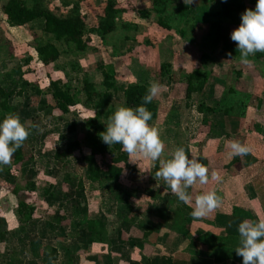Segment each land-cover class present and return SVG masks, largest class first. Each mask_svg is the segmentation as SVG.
Returning a JSON list of instances; mask_svg holds the SVG:
<instances>
[{
  "label": "rangeland",
  "instance_id": "rangeland-1",
  "mask_svg": "<svg viewBox=\"0 0 264 264\" xmlns=\"http://www.w3.org/2000/svg\"><path fill=\"white\" fill-rule=\"evenodd\" d=\"M6 1L0 0V86L11 93L12 109L4 111L0 107V205H4L3 215L13 220L16 231L28 223L23 224L17 213L20 200L34 205L33 218L42 221L32 226L29 240H8L0 264H128L130 257L121 255L126 242L122 236L108 238L107 221L115 220L116 229L125 227L130 217L139 221L141 194L152 187L146 186L144 168L156 170L152 169L155 160L148 164L144 158L151 141L150 130L146 131L145 123L129 112L124 87L148 83L155 75L159 81V66L164 63L171 65L168 72L172 78L186 77L202 67L209 74L208 80L225 74L229 79L225 88L237 87V80L243 79L244 86L238 90L254 88L262 92L264 21L260 25L250 23L247 15L236 20L223 18L219 15L220 0H113L118 8L117 27L103 36L99 28L104 18L102 8L108 0H24L30 7L82 18L89 48L80 52L45 32L44 19L23 26L10 25L3 11ZM185 5L188 10L181 16L179 7ZM160 19L165 25L160 24ZM219 22L229 37L231 34L238 38L239 50H221L219 44H225L217 36ZM259 31L258 36H243ZM48 42L55 43L62 54L56 62L45 65L37 47ZM181 59L188 68L174 72L170 61ZM109 67L114 69L115 85L111 88L105 85L103 74ZM252 77H256V83H249ZM53 79H61L72 89L77 105L69 114H63L47 93ZM85 80L93 83L98 93L112 94L107 107L101 108L98 98L88 100ZM148 84L159 98L162 88L154 82ZM181 88L185 97V86ZM215 101L217 110L226 109L232 118L241 116L244 100L236 91ZM95 113H101L115 133L136 142L118 188L113 182L91 181L87 177V143L95 132L86 126L85 119ZM19 157L22 159L17 160ZM17 187L19 193L14 192ZM204 197L205 212L209 214L212 197ZM7 225H0V236ZM139 238L129 242L134 243L132 253L145 250H140ZM136 254L131 260H139Z\"/></svg>",
  "mask_w": 264,
  "mask_h": 264
},
{
  "label": "crops",
  "instance_id": "crops-1",
  "mask_svg": "<svg viewBox=\"0 0 264 264\" xmlns=\"http://www.w3.org/2000/svg\"><path fill=\"white\" fill-rule=\"evenodd\" d=\"M263 13L264 5L257 6L247 15L249 22L260 25ZM225 30L223 26L220 32L225 44H219L221 50H239L238 38L229 37ZM259 33L243 36L246 39ZM170 63L177 73L188 68L184 59ZM156 76L148 83L162 88L159 98L153 94L157 116L143 122L151 136L144 158L146 163L155 160L152 169L156 170L146 166L143 177L146 186L152 187L141 194L139 221L130 217L125 227L116 229L115 220H108V238L122 236L126 244L121 255L130 257L128 264H264V90H238L244 86L243 79L237 80V87L225 88L229 79L219 74L209 78L203 91L193 93L187 105L181 88L186 85L184 75L159 77V81ZM256 81L252 77L249 83ZM233 90L244 100L241 116L232 118L226 109L199 111L201 102L217 108L215 99H224ZM236 154L241 157V169L234 164ZM206 194L212 197L209 214L205 212ZM4 210L0 205V225L8 223L7 233L0 236V255L8 240H29L32 226L42 221L32 218L16 231ZM243 213L249 215L250 222ZM137 236L140 250L145 249L140 254L132 253L134 243H129L137 242ZM135 254L139 255L137 261L131 260Z\"/></svg>",
  "mask_w": 264,
  "mask_h": 264
},
{
  "label": "trees",
  "instance_id": "trees-1",
  "mask_svg": "<svg viewBox=\"0 0 264 264\" xmlns=\"http://www.w3.org/2000/svg\"><path fill=\"white\" fill-rule=\"evenodd\" d=\"M221 9L219 15L223 18L235 20L241 14L248 15L257 9V6L264 5V0H220ZM104 18L100 24L101 34L107 35L116 30V15L118 8L113 0L108 2L102 8ZM188 5L179 7L181 16L186 15ZM3 11L7 16V20L12 26H23L29 24L37 19H44L45 32L54 35V37L67 44L73 45L77 51L85 52L89 48V42L86 39V24L79 16L63 17L57 15L50 9H42L40 7H30L24 0H7L3 5ZM185 13V14H184ZM160 24L165 25L164 20H159ZM217 36L220 37L221 23H216ZM39 58L45 65L56 62L61 57V50L53 43L48 42L40 44L37 47ZM207 58H209L207 56ZM170 64L162 63L159 67L161 77L171 79ZM167 70V71H166ZM18 74H22L18 69ZM104 83L108 88L115 85L114 83V69L109 67L104 70ZM208 72L198 67L191 71L186 76L185 85V99L189 102L192 94L203 91L207 81ZM84 90L87 98L94 101L98 98V105L101 108L107 107L111 100L112 94L106 92L104 94L98 93L94 84L88 80L84 81ZM0 107L4 111L11 110L9 105V98L11 93L6 92L0 86ZM54 98L58 109L63 114H69L77 105V100L72 93V89L68 84L61 79H53L48 87V92ZM126 106L129 112L141 122L149 123L153 121L158 112V104L154 98L151 86L148 83L135 82L130 83L123 89ZM187 102V105L189 103ZM201 112H216L217 108L207 106L201 102L198 105ZM121 122L125 118L119 119ZM85 124L92 131L95 136L88 140L89 153L86 155L85 161L87 164L88 179L91 181L106 180L114 183V187H119L120 179L124 171L129 168V159L131 156V148L135 146V139L123 134H117L110 128V126L103 120L101 113H95L86 117ZM139 134V131H137ZM22 159L19 157L17 160ZM234 164L237 169H241L242 162L239 154L235 155ZM20 188H15L14 192L19 193ZM17 213L20 215L22 222L30 221L36 212V207L31 205L26 200H20L17 205ZM248 221L251 218L247 213H243Z\"/></svg>",
  "mask_w": 264,
  "mask_h": 264
}]
</instances>
